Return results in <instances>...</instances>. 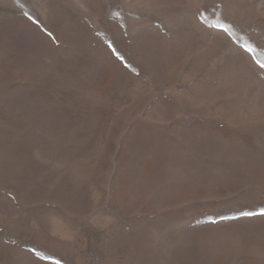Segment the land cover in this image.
<instances>
[{"label": "rangeland", "instance_id": "rangeland-1", "mask_svg": "<svg viewBox=\"0 0 264 264\" xmlns=\"http://www.w3.org/2000/svg\"><path fill=\"white\" fill-rule=\"evenodd\" d=\"M264 0H0V264H264Z\"/></svg>", "mask_w": 264, "mask_h": 264}, {"label": "snow or ice", "instance_id": "snow-or-ice-1", "mask_svg": "<svg viewBox=\"0 0 264 264\" xmlns=\"http://www.w3.org/2000/svg\"><path fill=\"white\" fill-rule=\"evenodd\" d=\"M262 66H264V65H262Z\"/></svg>", "mask_w": 264, "mask_h": 264}]
</instances>
